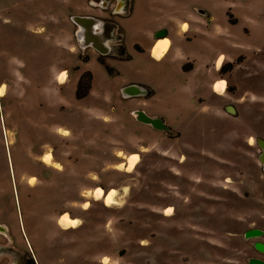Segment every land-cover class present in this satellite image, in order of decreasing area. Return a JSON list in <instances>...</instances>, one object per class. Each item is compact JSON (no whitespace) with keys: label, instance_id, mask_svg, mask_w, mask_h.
<instances>
[{"label":"rangeland","instance_id":"obj_1","mask_svg":"<svg viewBox=\"0 0 264 264\" xmlns=\"http://www.w3.org/2000/svg\"><path fill=\"white\" fill-rule=\"evenodd\" d=\"M89 1L0 0V246L20 248L12 224L39 264H248L244 232L264 235V0H141L142 19L181 8V58L130 46L112 69L70 18ZM131 81L154 94L124 96Z\"/></svg>","mask_w":264,"mask_h":264},{"label":"flooded vegetation","instance_id":"obj_2","mask_svg":"<svg viewBox=\"0 0 264 264\" xmlns=\"http://www.w3.org/2000/svg\"><path fill=\"white\" fill-rule=\"evenodd\" d=\"M145 3L146 2H144L143 0V6ZM86 5L92 8L94 12H92V14L80 13L77 15L92 16L97 19V23L95 27L96 32L98 33L100 43L104 44L107 47V52L105 53L99 52L98 50L94 49L92 46L84 47L85 49L87 47H90L96 51L95 57L98 62L107 66V69H112L111 67L108 66L107 60L131 59L132 55L129 52L130 46L132 47V49L135 48L137 52H142L146 54V46L148 45L149 42L148 37L146 36V27H147L146 22H143V19L141 18L142 20H140L138 23V25L141 26L137 27L138 28L137 30L135 29L133 30L130 25L132 21V18L130 17H133L132 14L135 8V0H115L114 4L112 5L109 4L108 0H96V2L90 0L88 3H86ZM107 7H109V10H105L107 9ZM186 29H187V24L183 23L182 30H186ZM156 33H159L161 35L156 39V42L153 45H150L148 49V55H150V57L152 58H154L152 56V49L158 46L157 44H161V43L166 44L165 52L167 51L169 46V41L166 37L168 35V29L166 27H161L155 31L154 35ZM134 34H137L140 39H134L132 37V35ZM80 43L81 40H79V44ZM64 81L65 78L59 80L60 83H63ZM131 83H136V82L131 81ZM137 83H141V82H137ZM148 88L149 90L147 91V95L151 97L154 94V90L149 86ZM218 95H223V94L218 93ZM229 108L235 110V108L232 105L227 107V111H230ZM2 227H4L3 223H0V229ZM5 227L8 228L7 230L9 231V233H11L10 239L13 242H15L20 248L18 249L16 247L0 246V262L3 259L12 256L14 258V261L12 262L9 261L6 264H39L31 240L27 236L24 228H22V225L19 227L21 232V233L19 232L20 235L18 234L19 238L15 235L14 232L15 227L12 224H9ZM16 232L18 233L17 230ZM0 234L3 233L0 232ZM22 240L24 247L21 246Z\"/></svg>","mask_w":264,"mask_h":264},{"label":"water","instance_id":"obj_3","mask_svg":"<svg viewBox=\"0 0 264 264\" xmlns=\"http://www.w3.org/2000/svg\"><path fill=\"white\" fill-rule=\"evenodd\" d=\"M70 18L78 27L76 35L78 39L81 40V47L92 46L101 53L107 52V47L100 43L98 33L95 29L97 23L96 18L82 15H72ZM148 90V87L139 83H129L121 88L122 94L126 97L147 96ZM229 110L233 111L231 108H229ZM133 114L139 122L150 125L156 130H162L165 132L170 131V126L166 124L164 118L161 116L149 115L143 109H136L133 111ZM256 143L261 150L258 159L263 165L264 171V138H256ZM262 235L263 231L258 228L248 229L244 232L245 238L259 237ZM253 247L256 251L264 253V242L255 241L253 242ZM251 263L252 262L250 261L249 264Z\"/></svg>","mask_w":264,"mask_h":264},{"label":"crops","instance_id":"obj_4","mask_svg":"<svg viewBox=\"0 0 264 264\" xmlns=\"http://www.w3.org/2000/svg\"><path fill=\"white\" fill-rule=\"evenodd\" d=\"M140 2H141V0H135V8H134V11L132 14L133 17H130V18H132L130 25H131L133 30L134 29L137 30L138 29L137 27L141 26V25H138V23L142 19L136 16V11L139 8ZM80 8L81 9L78 11L77 14H80V13L81 14H86V13L92 14V12H94V11H92L93 9L88 7L87 5L86 6L83 5V7H80ZM175 8H176L175 14H171L169 12L170 13L169 16H171V17L168 19L166 18L165 21L160 20L161 17L160 18H155V17H150V16L146 17V15L143 17V22H146V26H147L146 27V36L148 37V40H149L148 45L146 46V55H148V49H149L150 45H153L156 42V39L161 35L159 33H156L154 35L155 31L161 27H166L168 29V35L166 37L169 39L170 43H169L167 51L165 52V54L161 58H165L171 52L174 55V58H181V56L177 57L176 55H177V53L180 54L182 52L181 48L179 47V42H180L179 39L181 38V36H183V32L181 31L182 30L181 27H182L183 23H187V22H184L185 20L182 18L183 13L181 11V8L179 11H177V6ZM158 13H160V11H158ZM166 15H168V13ZM187 15L193 20L194 23H198L199 20L204 21V19L202 17L195 14L194 12L189 11V12H187ZM203 15L206 16L205 12ZM194 28H195V25H194ZM148 56L150 57V55H148ZM91 57H94V59L96 60L95 56L91 55ZM150 58H152V57H150ZM154 59H157V58H154ZM134 82L137 83L138 81H134ZM146 85H147V82H146ZM146 113L149 114L148 112H146ZM149 115L161 116V114H158L156 112L149 114ZM161 117H163V116H161ZM21 217H22V213H21ZM22 221H23V217H22ZM255 228L256 227L251 228V229H255ZM31 235L32 236L35 235V232H31ZM263 236L256 237L257 239L255 241L264 242L262 239V238H264ZM256 252L258 254L250 256L248 258V264L250 263V261L252 262L251 264H264V253L259 252V251H256Z\"/></svg>","mask_w":264,"mask_h":264},{"label":"bare ground","instance_id":"obj_5","mask_svg":"<svg viewBox=\"0 0 264 264\" xmlns=\"http://www.w3.org/2000/svg\"><path fill=\"white\" fill-rule=\"evenodd\" d=\"M158 46H156V47H154L153 49H152V56L154 57V58H157V59H159V58H161L163 55H164V52H165V50H166V44H164V43H161V44H157ZM224 89H225V85L223 84V83H220V84H218L217 86H216V90H217V92H223L224 91ZM1 91H0V94H2L3 93V91H2V89H0ZM65 134V133H64ZM45 154H47V153H45ZM44 161H45V163L46 162H48L49 161V157L48 156H45L44 157ZM114 194V193H113ZM101 196V192L100 191H97V195L95 196L97 199L98 198H101L100 197ZM103 197V196H102ZM104 198V197H103ZM113 199H112V196H107L106 197V199H105V202H106V205H111L112 203H113ZM62 224H65V223H62ZM73 225L75 226V223H73ZM73 226V227H74ZM76 227V226H75Z\"/></svg>","mask_w":264,"mask_h":264},{"label":"trees","instance_id":"obj_6","mask_svg":"<svg viewBox=\"0 0 264 264\" xmlns=\"http://www.w3.org/2000/svg\"><path fill=\"white\" fill-rule=\"evenodd\" d=\"M83 78L90 80V79H92V75L89 74L88 76H84ZM83 78L81 79V81L79 83L80 86H77L78 88H77L76 94L78 97L86 96V94L88 93V90H89V82L82 85Z\"/></svg>","mask_w":264,"mask_h":264}]
</instances>
